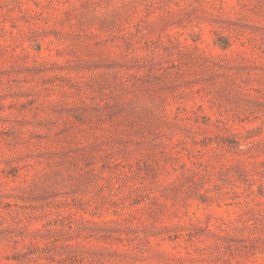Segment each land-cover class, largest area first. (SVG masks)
Here are the masks:
<instances>
[{
  "label": "rangeland",
  "instance_id": "rangeland-1",
  "mask_svg": "<svg viewBox=\"0 0 264 264\" xmlns=\"http://www.w3.org/2000/svg\"><path fill=\"white\" fill-rule=\"evenodd\" d=\"M0 264H264V0H0Z\"/></svg>",
  "mask_w": 264,
  "mask_h": 264
}]
</instances>
